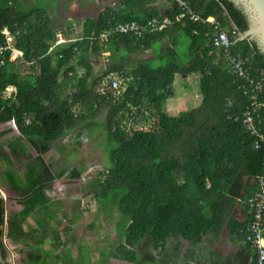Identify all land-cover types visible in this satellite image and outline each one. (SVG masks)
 Returning <instances> with one entry per match:
<instances>
[{"label": "trees", "instance_id": "16d2710c", "mask_svg": "<svg viewBox=\"0 0 264 264\" xmlns=\"http://www.w3.org/2000/svg\"><path fill=\"white\" fill-rule=\"evenodd\" d=\"M163 1L169 3L164 13L157 6ZM188 2L203 19L214 17L241 35L250 29L247 15L230 0ZM48 5L44 1L0 0V44L6 41L2 31L7 28L14 36V47L23 52L22 59L10 62L8 51L0 68V126L15 120L24 138L19 145L25 150L33 148L37 154L25 165L23 176L4 154L12 140L0 141V160L5 164L0 171L24 206L19 212H7L0 197V258L7 256L5 233L13 245H24L21 255L30 253L31 238L36 240L33 250L40 249L51 234L52 251H45L41 264H85L72 257L68 241L62 243L60 233L50 229L47 220L35 219L41 230L37 232L27 225V218L51 212L54 204L46 190L63 175L54 174L43 155L81 125L100 119L104 120L111 164L103 180L92 182L91 192L105 201L120 193L119 208L128 220L118 247L108 252L107 245L97 246L101 262L117 258L136 264L135 248L139 247L144 252L142 264H158L159 256L164 264H173L182 241L195 248L205 237L215 238L224 229L231 237L246 240L250 216L240 223L235 208L241 199L248 203L257 179L264 177V147L254 148L253 137L242 124L249 97L238 88L216 52L209 54L213 27L189 19L175 22L180 10L173 0H120L117 7L110 5L97 17L81 20L82 31L71 37L68 30L54 24L49 7L56 0ZM165 17L172 24L162 31L141 37L111 34L101 40V34L115 22L146 23ZM58 33L75 41L50 50ZM164 41L167 53L159 64L139 58ZM184 46L186 51L180 53L178 48ZM232 50L249 60L252 72L264 71V52L254 40L246 37ZM106 52V66L96 73L93 58ZM194 73L200 76L202 103L197 109L170 115L166 105L176 97V74ZM114 76L122 80L119 97L112 88L99 90L102 81L110 86ZM9 86L16 88L13 99L3 97ZM146 112L156 116L153 124L140 129L128 126L126 118ZM262 128L264 131V117ZM1 135L0 139L6 137ZM244 178L255 180L250 191ZM64 231L70 234L72 229ZM247 245L251 247L249 242ZM22 264H36V259L24 258Z\"/></svg>", "mask_w": 264, "mask_h": 264}, {"label": "rangeland", "instance_id": "374dc122", "mask_svg": "<svg viewBox=\"0 0 264 264\" xmlns=\"http://www.w3.org/2000/svg\"><path fill=\"white\" fill-rule=\"evenodd\" d=\"M41 1L50 5L54 0H28V3L33 4ZM56 2L55 7L50 6L49 10L54 12L52 16L54 24L58 29L62 30H64L62 26L66 27L69 23L73 27V23L81 17L96 15L101 8L107 7L110 4H120V0H100L99 2L95 0H56ZM71 16L74 18L68 21ZM189 78L186 85L188 87L187 93L193 96L197 95V98L201 99L199 77L197 76L196 80L191 76ZM178 80L181 81V78L179 77ZM181 90L183 88L176 85V91L179 95L181 94ZM176 100L178 99H171L170 102H176ZM192 108L194 106H184L181 110L186 111ZM78 110L79 107L75 109L76 112ZM146 115L147 113L132 114L131 117L126 118L127 124L130 123L128 126L134 129L149 127L148 120L144 118ZM103 121V119H100L96 123L81 125L65 139L54 143L51 149L43 155V158L54 174L63 172L62 177L55 179L51 183L50 188L46 190L47 195L54 204L50 207V211H53L55 215V228L60 233L61 242L66 243L65 240L67 239H69L68 241H72L74 236V238H80L90 244L97 243V246L105 244L109 252L124 241L122 237L126 234L128 220L119 208L118 200L120 193L110 196L105 201L104 199L97 198L91 192L92 182L95 179L103 180L106 175V169L111 164L110 148ZM0 134L6 135V137H1L0 141L6 138L12 140L13 145L11 147L9 145L5 146L4 154L10 157L16 171L24 176L25 165L37 156L36 151L33 148L23 149L19 145V142H21L20 140L24 141V138L19 134V131H16L8 123L0 126ZM15 136H18L20 139L18 141L15 140ZM4 165L0 160L1 169H3ZM77 171L81 173L79 177L73 175ZM0 194L4 196L7 212H17L22 208L23 205L19 201L17 193L8 188L7 179L3 171H0ZM67 216L72 220L76 219V221L73 220V223L68 222ZM67 227H71L72 229L70 235H67L64 231ZM94 240H96V243ZM63 248L61 247L62 250ZM135 253L138 258L136 264H142L144 257L143 250L137 247L135 248ZM153 254H156V252L153 251ZM93 257L97 259L95 264H98L99 252L94 254ZM159 257L158 264H164L162 256ZM107 262L109 264H132L131 262L121 261L117 258H108ZM176 264L187 263L185 260H181Z\"/></svg>", "mask_w": 264, "mask_h": 264}, {"label": "built area", "instance_id": "2783aa9c", "mask_svg": "<svg viewBox=\"0 0 264 264\" xmlns=\"http://www.w3.org/2000/svg\"><path fill=\"white\" fill-rule=\"evenodd\" d=\"M95 1L99 2L100 0ZM173 1L180 10V13L175 16V22H183L185 19H189L192 22L209 23L213 27V33L209 36V44L212 46L209 54L216 52L219 61L228 67V71L233 76L238 88L243 90L244 94L249 97L250 103L244 111L242 124L244 129L253 137L254 148L257 150L262 149L264 147V131L262 128L264 117V71L252 72L249 60L233 52V46L238 41L243 40L244 37L236 28L224 27L214 17L203 19L195 14L191 10L188 0ZM110 5L117 7L116 4ZM105 8H101V10ZM170 24H172V21L167 17L162 20L153 18L146 23L137 20L115 22L109 30L101 34V40L107 39L111 34L141 37L147 33L162 31ZM2 34L5 36L6 41L0 44V68L5 65V56L8 51H10V62L23 58V52L14 47V36L11 32L5 28ZM73 41L75 39H67L63 33H58L50 50ZM121 85V80L114 76L110 86L106 80L102 81L99 90L104 92L106 87L112 88L116 91L115 97H119L122 93ZM15 94L16 88L9 86L5 89L3 97L13 99ZM26 122L30 124V118ZM8 124L18 131L15 120H11ZM247 206L250 222L247 227L246 241L251 244L256 254L255 264H264V177L257 179V189L249 198ZM2 239L7 250V256L5 259L0 258L1 264H19L21 259L20 247L13 245L7 238L6 233Z\"/></svg>", "mask_w": 264, "mask_h": 264}, {"label": "crops", "instance_id": "0c3cea01", "mask_svg": "<svg viewBox=\"0 0 264 264\" xmlns=\"http://www.w3.org/2000/svg\"><path fill=\"white\" fill-rule=\"evenodd\" d=\"M168 5H169V3L164 2V1L157 4V6L160 7L162 13H164L167 10ZM100 10H99V12H100ZM50 12L54 14L53 11H50ZM98 13L94 16L88 15L85 17H81L80 19H78V21H76L77 24H76V22L73 23V27H72L71 23H69V24H67L66 27L62 26V28L68 30V34L73 37L74 34L77 35L82 31V25L80 24L81 20H83L84 18H87V17L95 18V17H97ZM73 18L74 17H72V16L69 17L68 21H70V19H73ZM166 45H167V43L165 41L162 44L159 43L154 48L147 50L144 53V55L140 56L139 58L151 59L154 63L159 64V62L161 60L160 57H163L167 53ZM178 50L180 53L185 52L186 46H184L182 48H178ZM108 56H109V53L106 52L103 54L102 57H94L93 58L96 73H100L105 68ZM96 62H97V66H96ZM82 72H83L82 70L77 71L78 74H82ZM190 76L195 80H196L197 76L200 79V76L198 74H195V73L190 74V75L176 74V76H175V81H174L175 90H176V85L182 87L183 90H181L180 95L176 91V97L174 98V99H178V100H176V102H170V100L167 102V105H166L167 112L172 116H177L181 112H184V110L183 111L181 110V108L184 106H194V108H192V109H197L200 106V104L202 103V97H201V99L200 98L198 99L197 95L193 96L190 93H187L188 87L186 85L188 84ZM179 77L181 78V81L178 80ZM192 109H189V110H192ZM189 110H186V111H189ZM146 113H147V115L144 118L146 120H148L147 123L150 125L153 124L154 121L156 120V116L150 115L149 112H146ZM244 179H245L246 184L248 185V191H250L255 185V180L254 179H247L246 180V178H244ZM22 209H23V206L17 212L21 211ZM235 209H236L235 214H236L239 222L240 223L245 222V220L247 219V217L249 215L248 214V206H247L246 202L243 199L239 200ZM66 218L68 220V217H66ZM35 219H39L42 221L47 220L49 222L48 223L49 228L53 229L54 231L55 230L58 231V229L55 228L56 218H55L53 211H51L50 213H47V214H45V213L35 214V216H30L27 218V221L29 224V225L28 224L27 225L30 226V228H32V230L35 229V230H37V232H41L40 228L36 224ZM73 220L76 221V219H73ZM68 222H69V220H68ZM27 225L25 227H27ZM72 233L75 234L74 232H72ZM67 235H70V234H67ZM45 240H46L45 241L46 244H45V246L40 248L41 250L39 248L33 250L32 245H35L36 240H34V238H31L29 241L30 244H32V245H30V247H31L30 253L29 254L25 253V254L21 255V259H20L19 264H22V260L24 258L32 259V260L36 259V264H41L42 261L45 260V258H44L45 251L46 252L52 251V247H51V244L53 242L52 237L47 236ZM68 240L69 239H67L65 241H68ZM94 241L96 243V240H94ZM182 242H183V246L181 248V253H180L179 257H177V258L173 257V264H176V263L180 262L181 260H185V262L187 264H202L203 262H204V264H253L254 258L256 255L254 250L252 249V247L248 248L246 240L239 239L237 236L231 237V234H230L228 229H224L222 231V233L219 234L215 238L213 237V235L205 237L203 242L195 248L193 246H190L185 241H182ZM67 243H70V250H71V254H72L73 258L81 259V261L85 262V264H95V262H97V259H95L93 257L94 254H97V243L96 244H94V243L90 244L89 242H84L80 238L76 239V238H74V236H73V240L68 241ZM20 246H21V248L23 247L22 245H19L18 247H20ZM53 252L55 254L59 253V251H55V250H53ZM163 258L165 260L167 259L165 254H164ZM121 261H123V260H121ZM49 263H50V261H49ZM98 264H109V263L108 262H105V263L101 262L100 256H99Z\"/></svg>", "mask_w": 264, "mask_h": 264}, {"label": "water", "instance_id": "95a60500", "mask_svg": "<svg viewBox=\"0 0 264 264\" xmlns=\"http://www.w3.org/2000/svg\"><path fill=\"white\" fill-rule=\"evenodd\" d=\"M238 8L242 9L250 22L247 35H242L254 40L264 52V0H230ZM4 199V196L0 194ZM1 264V262H0Z\"/></svg>", "mask_w": 264, "mask_h": 264}]
</instances>
